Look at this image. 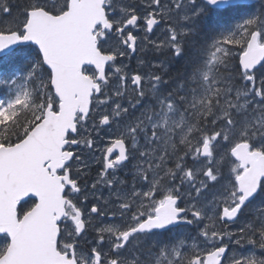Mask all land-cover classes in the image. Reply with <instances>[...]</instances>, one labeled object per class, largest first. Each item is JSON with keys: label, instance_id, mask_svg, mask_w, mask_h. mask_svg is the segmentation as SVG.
I'll return each mask as SVG.
<instances>
[{"label": "snow or ice", "instance_id": "1", "mask_svg": "<svg viewBox=\"0 0 264 264\" xmlns=\"http://www.w3.org/2000/svg\"><path fill=\"white\" fill-rule=\"evenodd\" d=\"M9 4L0 12L11 16ZM18 7L23 19L0 28V264H264V0H148L140 15L126 0ZM141 21L147 33L164 26L167 39L151 47L187 56V70L170 81L136 73L131 99L106 95V65L126 53L104 45L135 52L129 28ZM94 94L89 135L115 125L101 173L114 199L86 216L70 198L88 200L70 166L84 161L68 149L81 144L69 135L89 120ZM124 168L131 180L117 175ZM110 202L122 223L97 226L89 242L91 214ZM242 243L260 255L230 248Z\"/></svg>", "mask_w": 264, "mask_h": 264}, {"label": "rangeland", "instance_id": "2", "mask_svg": "<svg viewBox=\"0 0 264 264\" xmlns=\"http://www.w3.org/2000/svg\"><path fill=\"white\" fill-rule=\"evenodd\" d=\"M145 1L148 2V0H145ZM8 22H9V18L7 16L3 17L0 20V23H8ZM233 23H236V22L234 21ZM161 39L162 40H166L167 39L165 34L161 36ZM108 41H114L115 42V45L113 46V48H119V50L124 51L125 53H128V51L126 49L121 48L119 46L118 40L109 39ZM164 50H167L166 46H165ZM168 60H170V59H168ZM171 61H173V60H171ZM181 61L184 62V63L188 62V57L187 56H183L181 58ZM136 62L141 68V75L142 76H146V74H153L151 69L155 66V63H151V65L148 66V63L145 60H136ZM157 64L160 66L159 63H157ZM186 66H187V64H186ZM116 68H121L122 72L117 74L115 72ZM186 70L187 69L184 66L182 71L180 72V74L177 77L183 75L186 72ZM108 71H109L108 75H109V81H110L109 87H111L113 92H115L118 88L121 91H123V89H126L129 92H132L133 88L130 87V76L133 73V69L130 67L128 61H126V60L118 61L115 64H113L112 66H110ZM89 72L91 73L93 71L90 70ZM118 75L119 76H127L128 77V79L126 81L122 82V86H121V82L117 80V76ZM172 78L175 79L176 77H172ZM257 84H259V81H258ZM144 87L146 89L147 85H144ZM2 94L3 93H1L0 95H2ZM93 110H94L93 111L94 114L96 112L99 115V113L101 112L100 108L95 107V103H94V106H93ZM107 110H108L107 108L103 109V111H105V112H107ZM96 122H98L96 119L91 118L83 126H81V136L83 137L85 135V134L83 135V133L92 131V125L94 123H96ZM105 132L111 133V135H106ZM114 136H115V125H113V128H111V129H103V130H101L99 136H96L95 134H93V136L90 138L91 140L94 141L92 147L93 148H97V149L96 150H86V152H85L86 154L84 156H82V158H81L84 161V164L76 163V169L78 170L81 166H84V168H86L85 171L89 172V171L92 170V165H95V166L96 165L97 166L98 165H102L104 147L106 146V144L108 145V143L111 142L114 139ZM87 149H89V148H87ZM224 170L227 171V167ZM200 178L202 179V177H200ZM99 179L103 180L102 177L99 178ZM99 179H97V180H95V181H93L91 183L92 184H96L97 182H101V185L103 186V187L99 188L98 192H97L98 196L101 197L100 201L97 202V205L99 207H102L104 205L105 201L113 200L114 199V195L111 193L110 189L106 188V186L103 183V181H99ZM110 203L107 205V207L104 208V211L113 210V207H112L113 204L111 206ZM106 214H107L106 217L105 218H101L100 220H99L100 217H96V219L99 220V222H100V223H98V222L96 223L97 226H101V225H105L106 226V225H108L110 223L107 220L109 219L108 216L112 215V213L110 214V213L107 212ZM118 215L119 214L117 213L116 216H118ZM97 220H94V221H97ZM205 223H208V221H205ZM110 225H113V224H110ZM184 232H185V234H189V230L188 229H184Z\"/></svg>", "mask_w": 264, "mask_h": 264}, {"label": "flooded vegetation", "instance_id": "3", "mask_svg": "<svg viewBox=\"0 0 264 264\" xmlns=\"http://www.w3.org/2000/svg\"><path fill=\"white\" fill-rule=\"evenodd\" d=\"M126 3L135 5L138 8L139 6H142V4L145 3V0H139L140 4H138L137 0H126ZM142 12L143 7L141 9L138 8L137 14L140 15L142 14ZM129 30L137 36V48L135 52L129 51V53L125 55L124 58L131 60V66L135 69V73H141V68L137 65L136 60H145L146 62H150L158 60L167 61L168 59H170L168 61H177V57H175L172 52L164 49L158 51L151 47V44L153 42L159 44L162 41L161 36L165 34L164 26L154 28L152 33H147L146 28L144 26V22L141 21L136 27H130ZM145 36H147L148 43H145L143 40ZM151 71L153 72L152 69Z\"/></svg>", "mask_w": 264, "mask_h": 264}, {"label": "trees", "instance_id": "4", "mask_svg": "<svg viewBox=\"0 0 264 264\" xmlns=\"http://www.w3.org/2000/svg\"><path fill=\"white\" fill-rule=\"evenodd\" d=\"M13 2H17V3H19L20 5H23V4H25L26 2H27V0H12ZM17 8H18V6H17ZM14 10V9H13ZM16 13V12H15ZM18 14L20 15V9H18ZM17 14V15H18ZM17 20V18H13V23H15V22H17L16 21ZM174 64L175 65H173L172 66V71H174V77H176L177 78V76L180 74V71L182 70V69H180V67H178V66H176L177 64H176V62H174ZM186 64H188V62H186ZM238 65H239V62H238V58H233V57H231V64H230V67H232V69H234L235 68V71H236V73H238L239 71H240V68L238 67ZM176 68H177V70H176ZM187 69V68H186ZM171 77H173V73L171 74ZM26 205L27 204H23V208H25L26 207Z\"/></svg>", "mask_w": 264, "mask_h": 264}, {"label": "water", "instance_id": "5", "mask_svg": "<svg viewBox=\"0 0 264 264\" xmlns=\"http://www.w3.org/2000/svg\"><path fill=\"white\" fill-rule=\"evenodd\" d=\"M89 66H91V65H89ZM27 199H29V198H25V200H27Z\"/></svg>", "mask_w": 264, "mask_h": 264}, {"label": "bare ground", "instance_id": "6", "mask_svg": "<svg viewBox=\"0 0 264 264\" xmlns=\"http://www.w3.org/2000/svg\"><path fill=\"white\" fill-rule=\"evenodd\" d=\"M197 39H201V38H197Z\"/></svg>", "mask_w": 264, "mask_h": 264}]
</instances>
